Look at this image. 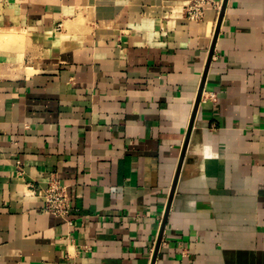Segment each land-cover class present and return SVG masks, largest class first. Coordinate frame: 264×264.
<instances>
[{"label":"crops","instance_id":"obj_1","mask_svg":"<svg viewBox=\"0 0 264 264\" xmlns=\"http://www.w3.org/2000/svg\"><path fill=\"white\" fill-rule=\"evenodd\" d=\"M188 1L0 0V264H264V0Z\"/></svg>","mask_w":264,"mask_h":264},{"label":"built area","instance_id":"obj_2","mask_svg":"<svg viewBox=\"0 0 264 264\" xmlns=\"http://www.w3.org/2000/svg\"><path fill=\"white\" fill-rule=\"evenodd\" d=\"M209 5V0H190L183 6L184 16L189 20L199 21L204 17ZM41 199L46 212L65 218L69 224H72L70 219L72 203L68 187L55 175L49 178L47 186L41 192Z\"/></svg>","mask_w":264,"mask_h":264},{"label":"water","instance_id":"obj_3","mask_svg":"<svg viewBox=\"0 0 264 264\" xmlns=\"http://www.w3.org/2000/svg\"><path fill=\"white\" fill-rule=\"evenodd\" d=\"M226 3H227V0H224L223 6H222V10H221V14H220L219 21H218V25H217V29H216V33H215V37H214V41H213V45L211 47L210 54H209V61L211 60V58L213 56V52H214V48H215V42H216V38H217V35H218L219 27H220V24H221V21H222V18H223V14H224V10H225V7H226ZM205 79H206V71H205L204 77H203L202 82H201V87H200L199 94H198L197 101H196L195 111H194L193 117H192V123H191L190 129H189V134H188L187 141H186L184 149H183L180 165L178 167L177 175H176V178H175V181H174V184H173V187H172V191H171V194H170V200H169V204H168V208H167V213H166V216H165V219H164V222H163V227H165V225H166L167 214H168L170 205L172 203V200H173V197H174V193L176 191V185H177V181H178V178H179L181 164H182V161L184 159V155H185L186 148H187V145H188V138H189L190 131H191L192 126H193V121H194V118H195V115H196V111H197V108H198V105H199V102H200V99H201V94H202V91H203V88H204ZM159 246H160V241H159V243L157 245V248Z\"/></svg>","mask_w":264,"mask_h":264}]
</instances>
